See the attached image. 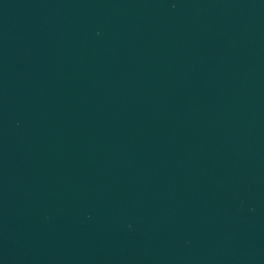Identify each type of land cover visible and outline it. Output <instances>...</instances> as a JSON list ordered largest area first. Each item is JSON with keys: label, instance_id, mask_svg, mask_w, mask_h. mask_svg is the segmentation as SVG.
I'll list each match as a JSON object with an SVG mask.
<instances>
[{"label": "water", "instance_id": "1", "mask_svg": "<svg viewBox=\"0 0 264 264\" xmlns=\"http://www.w3.org/2000/svg\"><path fill=\"white\" fill-rule=\"evenodd\" d=\"M0 264H264V0H0Z\"/></svg>", "mask_w": 264, "mask_h": 264}]
</instances>
